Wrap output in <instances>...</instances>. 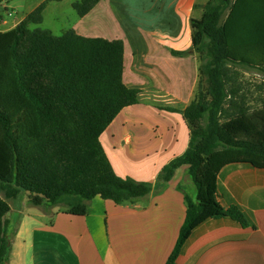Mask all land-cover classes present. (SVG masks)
<instances>
[{
	"label": "trees",
	"instance_id": "obj_1",
	"mask_svg": "<svg viewBox=\"0 0 264 264\" xmlns=\"http://www.w3.org/2000/svg\"><path fill=\"white\" fill-rule=\"evenodd\" d=\"M99 1L78 0L73 8L84 17ZM46 5L0 31V264H8L13 244L9 201L22 192L33 206L83 216L98 196L122 204L153 189L117 175L101 143L121 111L140 103L141 91L123 80V42L32 29L43 23ZM191 26L201 66L196 97L180 111L189 147L162 168L157 183L187 166L197 197H187L185 223L166 264H176L207 219L247 225L240 210L218 202L223 167L246 162L264 169V97L256 106L240 82L242 69L264 76V0H210Z\"/></svg>",
	"mask_w": 264,
	"mask_h": 264
},
{
	"label": "crops",
	"instance_id": "obj_2",
	"mask_svg": "<svg viewBox=\"0 0 264 264\" xmlns=\"http://www.w3.org/2000/svg\"><path fill=\"white\" fill-rule=\"evenodd\" d=\"M65 1L38 0L12 22L0 17V31L14 29L44 2L43 18L52 3ZM209 1L100 0L84 17L77 14L65 32L124 44L123 80L141 91L140 103L121 111L101 143L117 175L150 182L153 189L122 204L98 196L83 216L59 208L23 210L24 203L9 201L6 218L14 238L8 264L167 263L185 223L187 197L195 200L197 191L187 166L167 183L158 184L157 176L189 147L180 111L196 97L201 66L191 21L203 16ZM257 96L252 98L264 97ZM141 148L146 154L135 155L133 149ZM217 199L225 210H240L247 225L231 217L207 219L193 230L176 264H264V169L226 165L217 177Z\"/></svg>",
	"mask_w": 264,
	"mask_h": 264
},
{
	"label": "rangeland",
	"instance_id": "obj_3",
	"mask_svg": "<svg viewBox=\"0 0 264 264\" xmlns=\"http://www.w3.org/2000/svg\"><path fill=\"white\" fill-rule=\"evenodd\" d=\"M36 1L38 0H0V17L7 19L10 22H12V20L19 19L23 17L24 14H26L30 10V8L35 5ZM74 1L76 0H66L65 2L61 3H52L50 10L43 18V23L40 25L32 26V29L39 27L43 30L51 31L54 35H62L65 30L70 28L71 22H73V20L77 18V11L72 6V3ZM13 9L18 12L14 16L10 17L7 10L12 11ZM241 74L242 78L240 79V82H242L243 84L244 91H246L249 97H251L250 99L253 101V103L258 106V102H256V99L258 100V98L252 97L257 96V94H260V96L264 95V76L257 70L242 69ZM206 87V85L203 86L204 89H206ZM133 150H135L134 154L138 156H143L146 154V148ZM26 201H28L27 194L25 192H22L20 196L15 201H13V203L18 206H21V204L24 203V206H21L23 210L27 208L30 210L33 209L34 211H38V208L31 204L25 206L26 204H28V202Z\"/></svg>",
	"mask_w": 264,
	"mask_h": 264
}]
</instances>
